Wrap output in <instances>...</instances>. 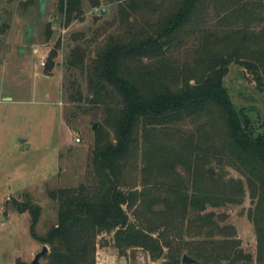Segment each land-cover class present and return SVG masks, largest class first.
<instances>
[{
  "label": "trees",
  "instance_id": "1",
  "mask_svg": "<svg viewBox=\"0 0 264 264\" xmlns=\"http://www.w3.org/2000/svg\"><path fill=\"white\" fill-rule=\"evenodd\" d=\"M81 1L57 0L64 25L81 16ZM168 1L166 9L155 12L151 1L117 0L125 20L129 14L145 15L143 26H128L93 51L75 44L66 53L65 71L77 72L84 80V99L99 112L101 122L93 131L84 182L48 193L56 203V221L42 236L34 232L40 207L30 201L13 202L17 213L29 214L30 237L47 249L41 257L45 264H93L100 240L108 243L118 261L138 249L162 264H180L183 255L197 264H264V132L250 123L244 110L234 109L222 85L230 64L248 71L258 86L264 84V0H247L261 12L258 35L237 31L218 42L205 37L196 50L195 69L181 73L165 58L179 35L199 21L209 0ZM151 13L156 16L149 20ZM49 33L46 25V39ZM58 48L57 40L46 55L45 73L53 67ZM75 82L72 99L80 100ZM201 119L218 128L220 154L243 181L205 172L215 150L211 145L194 146L188 138L176 149L157 143L165 139L168 128ZM139 144H147L140 170L151 183L123 190L122 173ZM179 168L184 176L177 173ZM242 183L253 204L248 210L255 235L253 259L233 236L212 239L204 234L209 229L221 234L223 227L205 211L238 204ZM186 223H193L201 237L194 246L165 235L172 224Z\"/></svg>",
  "mask_w": 264,
  "mask_h": 264
},
{
  "label": "rangeland",
  "instance_id": "2",
  "mask_svg": "<svg viewBox=\"0 0 264 264\" xmlns=\"http://www.w3.org/2000/svg\"><path fill=\"white\" fill-rule=\"evenodd\" d=\"M93 1L82 0L81 16L64 25L57 11V0H47L40 15L36 2L0 0V264H28L43 247L29 235V214L17 213L13 202L30 201L40 207L34 232L42 236L56 221V203L48 193L76 187L86 178L93 131L101 120L99 112L84 99V80L77 72L69 75L64 69L68 49L82 44L93 51L108 36L119 35L128 26L132 29L143 26L145 15L129 14L125 20L123 14L120 15L117 0H97L96 5ZM145 1L153 2L155 12L169 6L168 0ZM260 15L255 4L247 0H209L199 21L179 35L180 40L165 59L179 73L184 68L194 70L199 54L196 50L203 38L218 42L237 31L247 36L258 35ZM154 16L156 14H149V20ZM46 25L50 32L48 39L45 38ZM57 40L59 48L53 67L45 73L46 55ZM73 80L79 86L80 100L72 99L75 98ZM222 85L234 109L244 110L250 123L264 132V84L258 86L248 71L230 64ZM91 123L95 124L93 130ZM166 132L165 139L158 140V144L176 149L179 141L188 138L194 146L211 145L215 150L203 169L212 170L214 177L219 174L224 179H242L220 154L215 125H209L205 119L191 120L168 128ZM146 145L139 144L131 155L129 166L120 179L123 190H139L141 182L151 183V178L140 170ZM177 173L184 176L180 168ZM243 187L238 204L206 209L205 213H212V221L223 228L221 234L210 229L204 234L212 239L233 236L239 249L253 259L255 235L248 217L253 204L244 184ZM128 217L133 220L129 212ZM165 235L193 246L201 239L193 223L172 224ZM109 237L105 239L108 241ZM97 248L106 255L114 254L102 240L98 241ZM140 254L143 261L137 259ZM122 262L162 264L161 259L151 261L138 249L127 251ZM37 264L45 263L40 259Z\"/></svg>",
  "mask_w": 264,
  "mask_h": 264
},
{
  "label": "water",
  "instance_id": "3",
  "mask_svg": "<svg viewBox=\"0 0 264 264\" xmlns=\"http://www.w3.org/2000/svg\"><path fill=\"white\" fill-rule=\"evenodd\" d=\"M46 1H47V0H38V1H37V7H38V13H39V15L42 13V11H43V9H44V4H45ZM90 128H91V130H93V129L95 128V124H94V123H91V124H90ZM21 142H22V140H20V143H21ZM205 172H206L208 175H210V176H214L213 171L210 170V169H206ZM46 252H47V249H46L45 246H43V247L41 248V250H40L38 253H36V254L32 257L31 261H30L28 264H37L38 261L41 259V257H42ZM180 264H197V262H196L194 259H192V258H190V257H188V256H186V255H183V256L181 257V259H180Z\"/></svg>",
  "mask_w": 264,
  "mask_h": 264
},
{
  "label": "built area",
  "instance_id": "4",
  "mask_svg": "<svg viewBox=\"0 0 264 264\" xmlns=\"http://www.w3.org/2000/svg\"><path fill=\"white\" fill-rule=\"evenodd\" d=\"M40 65H43V62H40ZM115 258L114 256L106 255L103 251H99L98 248H96L94 252V263L93 264H124L122 261H111ZM137 259L139 261H143V256L140 254L138 255Z\"/></svg>",
  "mask_w": 264,
  "mask_h": 264
}]
</instances>
